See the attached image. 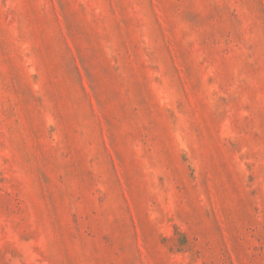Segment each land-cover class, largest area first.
<instances>
[{
    "label": "rangeland",
    "instance_id": "obj_1",
    "mask_svg": "<svg viewBox=\"0 0 264 264\" xmlns=\"http://www.w3.org/2000/svg\"><path fill=\"white\" fill-rule=\"evenodd\" d=\"M0 264H264V0H0Z\"/></svg>",
    "mask_w": 264,
    "mask_h": 264
}]
</instances>
